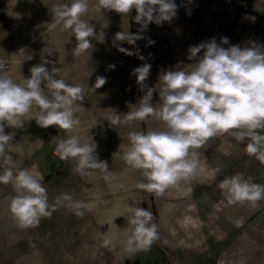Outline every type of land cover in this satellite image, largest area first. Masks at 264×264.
Instances as JSON below:
<instances>
[{"label":"clouds","instance_id":"1","mask_svg":"<svg viewBox=\"0 0 264 264\" xmlns=\"http://www.w3.org/2000/svg\"><path fill=\"white\" fill-rule=\"evenodd\" d=\"M135 9V21L146 29L149 23L162 24L171 21L178 11L174 0H98L95 10H114L128 15ZM88 0H66L52 9L55 22L63 30H71L77 45L76 56L92 48L90 40H104V34L94 31L89 21L82 19L88 13ZM143 37L137 34H116L115 39L135 45ZM149 43H154L149 41ZM227 37L218 44L213 38L191 46L188 60L190 70H169L160 77L159 103H153L155 88H147L146 94L133 110L123 116L114 111L105 117L111 126L132 125L149 118L157 127L144 131H129V146L123 153L125 164L141 171L146 183L137 187L163 194L170 187L196 175L200 166L197 151L215 137L229 134L237 142L245 144V152L264 164V46L252 43L224 48ZM203 50V55H198ZM119 51L133 55L120 47ZM141 60L143 56H139ZM45 60L30 69V78L15 82L5 71L0 60V183L11 184L15 195L9 210L21 228L38 226L42 218L50 217L56 206L64 205L82 216V209L89 205L74 201L67 193L57 196L50 204L44 186V176L33 169H20L10 154L15 132L5 133V127L22 128L26 120L35 119L41 127L58 126L67 135L56 143L55 154L63 161L74 164V171L84 176L89 170H98L110 179L107 161L99 159L97 145L86 142L75 132L81 121L76 116L85 99V88L80 84L57 79L60 69L51 71ZM112 68L115 65L110 66ZM150 64L132 70L137 83L144 89L150 74ZM106 78L97 77L94 88H100ZM94 90V89H93ZM80 102V103H78ZM34 107L39 111L32 112ZM27 117V119H25ZM15 168V171H14ZM221 171L212 169L215 175ZM229 204L250 202L255 205L264 199V184L250 182L243 174L225 177L219 184ZM125 248L129 252L148 251L158 239V228L153 223V213L140 207L128 209ZM240 222H237L239 226ZM112 241L105 235L102 246Z\"/></svg>","mask_w":264,"mask_h":264},{"label":"crops","instance_id":"2","mask_svg":"<svg viewBox=\"0 0 264 264\" xmlns=\"http://www.w3.org/2000/svg\"><path fill=\"white\" fill-rule=\"evenodd\" d=\"M10 1L17 5L0 8L19 9L20 41H62L77 45L71 30H63L62 25L56 24L52 13L54 7L66 0ZM97 2L88 0V13L82 17L89 21L97 35L104 34L103 42L90 40L92 47L98 50L96 55L105 57L112 52L110 56L129 57L119 48L133 51L135 56L132 57L137 61L126 64L122 72L129 74L131 88L135 89H141V85L132 70L150 64L142 95L147 88L157 89L153 92L154 104L159 103L160 77L169 70L188 71L189 65L196 62L187 59L191 46L213 38L219 44L222 37L229 40L228 44H221L224 48L246 47L252 43L264 46V0H174L177 15L159 25L149 23L146 29L135 21V9L126 16L114 10L99 12L95 10ZM120 32L139 33L143 38L131 45L115 39ZM198 55L202 56L203 50ZM136 104L138 106L137 100L131 103ZM157 126L150 118L115 127L103 122L102 133L144 131ZM126 143L109 151L114 154V160L107 162L111 178L106 180L103 173L97 174L102 194L84 189L82 202L89 208L82 210L81 217L69 208L61 216L65 220L61 219L60 226V211H52L49 259L44 252H38L36 264H264V199L255 205L250 202L229 204L219 188L225 177L236 174H243L250 182L264 184V164L246 154L247 140L240 143L229 134L210 139L204 148L197 150L201 155L196 175L163 194L137 187L138 183L147 181L141 171L128 167L123 161L129 141ZM214 168L221 171L213 175ZM92 176L89 172L82 176L83 186H89L88 177L92 184ZM130 207L153 213L158 239L148 251L133 253L125 248ZM105 235L112 241L109 247L102 246Z\"/></svg>","mask_w":264,"mask_h":264},{"label":"rangeland","instance_id":"3","mask_svg":"<svg viewBox=\"0 0 264 264\" xmlns=\"http://www.w3.org/2000/svg\"><path fill=\"white\" fill-rule=\"evenodd\" d=\"M6 5L17 3L10 0L0 2V6ZM18 24V8H0V60L4 62L3 71L15 82L23 83L24 79L30 78V69L33 66L45 60L52 61L45 64V67L49 71L53 66L59 68L57 79L62 78L66 82L80 84L85 88V99L80 104V111L76 113L81 123L75 132L84 141H92L97 145L96 152L100 160L107 162L114 160V154L109 151L116 145L119 147L127 145L128 133H102V123H109L105 117L111 115L113 111L123 116L132 109V102L135 103L136 100L139 102L142 98V90L131 88L129 74L126 76L122 72L126 64L132 65V61H137V58H133V55L110 56L112 52L105 57L97 56L98 50L93 47L88 53L76 56L73 54L76 47L74 43L20 41ZM112 65L115 67H110ZM97 77L106 78V83L100 88H94ZM38 111V107L32 109L33 113ZM9 132H15L10 153L14 164L20 169H33L35 166L34 171L44 176L43 183L50 204H55L56 197L65 193L71 195L74 201L82 202L84 189L87 192L94 190L102 194V186L97 183V174L101 172L89 170L88 172L94 175L90 177L93 178L92 184L90 185L88 177L86 181L89 186H83V177L73 170L74 164L61 160L55 154L57 141L65 139L67 135L58 126L45 128L39 126L35 119H30L24 122L22 128L5 127V133ZM2 171L0 168V172ZM14 195L15 191L11 184L0 183V264H36L38 252H44L49 259L52 215L42 218L38 226L21 228L9 210V203ZM68 209L64 205L55 208V211H60V226L61 219L65 220L61 216L67 213ZM55 220L57 222L56 218Z\"/></svg>","mask_w":264,"mask_h":264}]
</instances>
